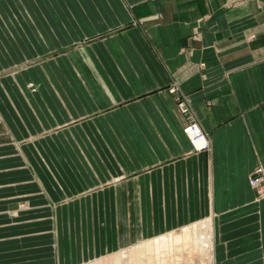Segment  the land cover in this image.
Wrapping results in <instances>:
<instances>
[{
	"label": "crops",
	"instance_id": "crops-1",
	"mask_svg": "<svg viewBox=\"0 0 264 264\" xmlns=\"http://www.w3.org/2000/svg\"><path fill=\"white\" fill-rule=\"evenodd\" d=\"M258 166L264 0H0V264H264Z\"/></svg>",
	"mask_w": 264,
	"mask_h": 264
},
{
	"label": "bare ground",
	"instance_id": "bare-ground-1",
	"mask_svg": "<svg viewBox=\"0 0 264 264\" xmlns=\"http://www.w3.org/2000/svg\"><path fill=\"white\" fill-rule=\"evenodd\" d=\"M189 132L193 135L192 130H189ZM207 141H208V137H204L202 139L197 140L196 144L198 146H203L206 144ZM198 229L200 231H199V235L197 236L198 241H196L197 243L195 245V248H198L197 252H198L199 261H201V263H204L205 261L206 262H210V261L212 262V260H213L212 254H213V249L215 247L214 232H213L214 225L210 219L209 220L207 219V220H204L200 223V226L198 227ZM187 230L192 233L193 228L189 226L187 228ZM192 235H193V233H192ZM156 243H159V241L157 240ZM163 243H165L164 240H163ZM156 250H158V249H156ZM128 251H129V248H126V250H124L122 252L125 264H131ZM157 252H159V251H157ZM197 264H198V262H197Z\"/></svg>",
	"mask_w": 264,
	"mask_h": 264
},
{
	"label": "built area",
	"instance_id": "built-area-1",
	"mask_svg": "<svg viewBox=\"0 0 264 264\" xmlns=\"http://www.w3.org/2000/svg\"><path fill=\"white\" fill-rule=\"evenodd\" d=\"M173 92H180V95L178 96V104L180 107V110L187 114L189 118V123L187 124L185 131L189 135L190 139L192 140V143L196 150H206L209 149L211 146L210 137L207 133V131L202 127L200 124V121L195 113V111L192 109L191 105L189 104V101L185 95H182L180 88L177 84H174L171 88ZM189 130L193 131V135L189 132ZM204 137H208V141L203 146H198L196 144V141L199 139H202ZM258 170L263 171L264 167L258 168ZM251 184H254L256 187L261 184L260 178H254L251 177Z\"/></svg>",
	"mask_w": 264,
	"mask_h": 264
},
{
	"label": "rangeland",
	"instance_id": "rangeland-1",
	"mask_svg": "<svg viewBox=\"0 0 264 264\" xmlns=\"http://www.w3.org/2000/svg\"><path fill=\"white\" fill-rule=\"evenodd\" d=\"M260 167H264V166H258L257 168H255L250 176V184H251V177L260 178L261 184L258 185V187H256L254 184H251L257 192L258 200L262 199L261 197H264V170L263 171L258 170V168ZM199 226L200 224L198 225V227Z\"/></svg>",
	"mask_w": 264,
	"mask_h": 264
}]
</instances>
